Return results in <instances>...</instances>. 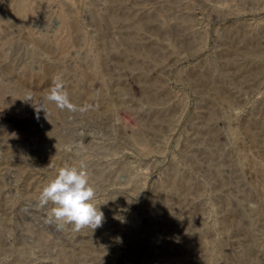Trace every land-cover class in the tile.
Segmentation results:
<instances>
[{"label":"rangeland","instance_id":"1","mask_svg":"<svg viewBox=\"0 0 264 264\" xmlns=\"http://www.w3.org/2000/svg\"><path fill=\"white\" fill-rule=\"evenodd\" d=\"M81 160L104 222L57 230ZM0 264H264V0H0Z\"/></svg>","mask_w":264,"mask_h":264},{"label":"clouds","instance_id":"2","mask_svg":"<svg viewBox=\"0 0 264 264\" xmlns=\"http://www.w3.org/2000/svg\"><path fill=\"white\" fill-rule=\"evenodd\" d=\"M25 101H32L31 94L26 95ZM47 104H55L57 108L71 112L84 110L83 107L72 103L62 75L54 77L46 95L41 98L39 104L33 106L37 114L43 110L47 116ZM68 150L71 151V146ZM96 192L95 186L90 182L87 164L83 160L78 165L66 163L42 188L36 207L44 209L49 204L52 205L46 222L55 223L57 230L71 225L72 230L76 232L85 228L94 231L102 226L105 219L100 205L96 203Z\"/></svg>","mask_w":264,"mask_h":264},{"label":"bare ground","instance_id":"3","mask_svg":"<svg viewBox=\"0 0 264 264\" xmlns=\"http://www.w3.org/2000/svg\"><path fill=\"white\" fill-rule=\"evenodd\" d=\"M8 250V249H7Z\"/></svg>","mask_w":264,"mask_h":264}]
</instances>
